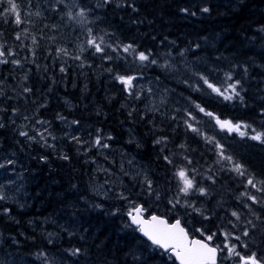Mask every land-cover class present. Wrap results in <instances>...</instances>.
Instances as JSON below:
<instances>
[{
	"label": "trees",
	"instance_id": "1",
	"mask_svg": "<svg viewBox=\"0 0 264 264\" xmlns=\"http://www.w3.org/2000/svg\"><path fill=\"white\" fill-rule=\"evenodd\" d=\"M16 2L21 24L11 15L0 17V50L9 61L0 63V155L28 165V184L24 207L12 199L0 201V255L5 258L0 264H176L130 226L121 201L90 202L91 218L79 231L64 225L70 212L76 213L73 206L81 207L78 200L98 199L92 193V162L81 156L78 140L69 139L66 121L84 133L108 131L119 146H130L154 186L141 198L147 213L180 219L192 237L204 238L197 229L205 236L215 233L212 245L232 242L245 254L264 257V192L246 186L249 177L264 180V137L253 140L215 121L264 133V0ZM81 8L83 22L76 16ZM93 37L112 47L96 53L88 44ZM129 44L136 53H151L156 63L123 52ZM229 73L232 80L226 78ZM117 76L149 81L162 103L146 114L147 99L136 101L139 91L131 88L134 95L129 94ZM201 76L222 91L240 81L243 100H224ZM42 126L52 130L55 151L29 139ZM25 130L28 135H20ZM237 162L245 176L232 170ZM181 169L207 194L193 189L184 195ZM245 192L260 203L242 196ZM75 249H80L77 255Z\"/></svg>",
	"mask_w": 264,
	"mask_h": 264
},
{
	"label": "rangeland",
	"instance_id": "2",
	"mask_svg": "<svg viewBox=\"0 0 264 264\" xmlns=\"http://www.w3.org/2000/svg\"><path fill=\"white\" fill-rule=\"evenodd\" d=\"M0 59L5 58L0 57ZM132 88L139 91V96L134 97L136 101L140 102V99H147L146 108H143L146 114L151 113L152 109L157 108L158 105L162 103V101H160L158 98L157 89L152 84H150L149 81L135 82L133 80ZM135 90L130 89L129 91L134 95ZM232 124L235 125L238 123ZM217 125L220 127L219 124ZM46 129V127H42L37 133H34L35 131L32 130V137H35L33 140H36V142H39V144L42 143V145H45L52 151H55V139L53 137V132L52 130ZM223 129L228 130L227 128ZM26 131L27 130H25V132ZM67 132L69 139L75 137L76 140H78V149L79 152L82 150L84 151V153H80L81 156L84 157L85 161L89 162L90 165L92 162V193L96 194L95 196L98 197V199H95L94 197L93 200H88L86 196L85 199L78 200L81 207L75 206V208L73 206L76 213L75 215H72L70 212V215L68 214V220L64 224L68 227V230L77 228L79 231L81 227L84 228V224H86L91 218L90 211L93 208L90 207L89 203L92 201L100 202L101 199L110 202L115 200L121 201L123 204V213H126V215H128L129 212H134V205L137 207L141 205L144 208L143 202L145 200L143 201L141 198L147 193L149 194L150 192H154L152 191L154 190V186L147 175L148 167L143 164L142 160L136 157V155L130 149V146L127 148L119 146V140L108 131L94 130L93 132L84 133L83 131L78 130L76 126L71 124L69 125V130H67ZM229 132L238 133L239 135H241V132H243L244 135L242 136L247 135L252 137L255 135L250 134L248 132V128L244 127H241L239 130H233ZM38 133H43L44 139H41ZM98 136L101 138V143L107 144L108 147H99L95 145V139ZM108 137H111V139ZM92 150L95 151V155L94 153L90 154V151ZM0 165H3L0 167V195L4 197L3 199H0V201L8 202L12 199L15 203H18L21 208L24 207V202L27 198L25 191L28 184L25 173L28 169V165L19 163L18 160L11 155H0ZM5 176L8 178V182L4 179ZM149 181L151 182V188L148 187ZM80 196H82V194ZM155 214V211L152 212V214L147 213L146 209L144 211L145 218ZM65 219L66 218L63 219V222ZM231 243L225 242L224 246H232ZM224 246L222 247L224 250L221 252L219 264H240V258L238 256L226 258L228 257V251ZM236 250L240 252L241 255H246L237 247ZM2 256L3 255H0V261L1 259H5L2 258ZM20 263L25 264L24 261Z\"/></svg>",
	"mask_w": 264,
	"mask_h": 264
},
{
	"label": "snow or ice",
	"instance_id": "3",
	"mask_svg": "<svg viewBox=\"0 0 264 264\" xmlns=\"http://www.w3.org/2000/svg\"><path fill=\"white\" fill-rule=\"evenodd\" d=\"M106 3L110 2V0H105ZM7 4V7L4 8L3 5ZM183 11H187V9H183ZM203 12H208L209 9L207 7L202 9ZM39 15V13H36ZM194 14V13H193ZM8 15L13 16L14 22L19 25L22 23L21 20V14L19 11V5L16 2V0H0V17H7ZM70 19H75V17L72 16L71 13L68 14ZM79 18H81V22H83V18L86 17V11L81 8L80 11L76 14ZM91 29H88L89 34H91ZM17 39H19V35L17 36ZM33 41L35 42V38H33ZM88 44L95 49L96 53H104L105 47H112L111 45H106L105 47H102V44H104L103 37L100 38V42H97L96 38L93 37L88 40ZM113 51L116 49L113 48ZM60 51H63L62 49ZM123 52L125 53H135L136 59H138L141 62H149L152 64L156 63L155 59L150 60L151 53H145L143 51H140L136 53V50L132 47L131 44L126 45L123 47ZM8 55H13V53L9 52ZM5 52L3 50H0V57H4ZM79 59V57H76ZM108 59H111V56H107ZM9 61L7 59H0V63H8ZM12 63L19 64V60H14ZM61 71L63 72L64 69L61 68ZM228 80H232L231 74H227L226 77ZM116 79L123 85L126 86L127 89L132 88V82L135 79L133 76H117ZM201 79L204 81V84L207 85L208 88L212 90V92L216 93L217 95L223 97L224 100H233L234 98H239L243 100V97L240 95V91L237 90L240 81H235L234 83L228 84L227 87L221 90V88L216 87L213 83H210L208 79L204 76H201ZM242 90V89H241ZM25 92L30 91V89L25 88ZM131 94V92L129 93ZM200 112H204L208 116H213L211 112H206L203 107H200L197 105ZM191 115V113H189ZM25 119H27L25 117ZM194 119V117H193ZM217 124L220 125V127L227 128L229 131L233 130H239L241 127L247 128L248 125L243 124H235L233 125L231 121H221L219 118H216ZM75 123V122H74ZM0 127H3V124H0ZM189 128H192L191 124H188ZM193 131H197V129L192 128ZM20 135L27 136V132H21ZM40 135L41 139H44L43 133H38ZM241 135H244L243 132H241ZM262 137H264V133H256L251 137L253 140H262ZM111 139V137H108ZM29 139H35V137H29ZM75 139V137H74ZM46 142V141H45ZM161 141H157V143H160ZM264 142V140H262ZM95 145L99 147H108L107 144L101 143V138L98 136L95 139ZM222 148V146H220ZM221 155H223V152H221ZM67 158V157H65ZM228 160H231V157H226ZM167 159V157H165ZM3 165H0L2 167ZM236 173H238L240 176H245L246 171L244 169V166L240 163H235L234 167L232 169ZM179 177L183 181V188L180 189V191L184 195H188L190 190L195 189L200 193V195H206L207 192L204 188H197L194 180L195 177L193 176L191 179L188 177V174L185 170L181 169L178 173ZM262 185V187H257V184ZM251 186L252 188H255L257 192H264V180L257 181L252 177H249L247 179V185ZM148 187L151 188V182H148ZM242 196H247L249 200L252 201L253 204L260 203V201L257 200V197L255 195H251L247 192L242 193ZM4 197L0 195V199H3ZM180 201L176 200L173 206L175 207V204H179ZM134 207L135 215H133L132 212H129V216L131 217L132 224L136 225L138 227V230L143 234V236L147 237L149 241L153 245H156L157 247L164 250L165 253H170L171 257H175L176 260L179 261V264H218L217 257L218 253L222 252L224 249L220 248L219 246H213L211 244V241L213 240L215 233H211L205 236L204 232L200 229H197L198 232H200L201 236L204 237L203 239H190L189 238V232L188 230L181 225V221L177 219L175 223H169L166 219L157 216V215H151L150 219H144L142 213L145 211L143 207ZM196 211H200L199 209H196ZM232 216L236 217L237 220L240 219L239 213L232 212ZM251 224V221L248 222ZM254 227V226H253ZM228 234H225L227 238ZM243 235L245 237L249 236L248 230H245L243 232ZM236 240H240V237H235ZM225 248H227L228 251V257L231 258L232 256H238L240 258V264H264V257H257L256 252H251L250 254L241 255L240 252L236 250V246H228L225 245ZM244 248H247V243L243 244ZM80 252V249H75L72 254L77 255Z\"/></svg>",
	"mask_w": 264,
	"mask_h": 264
},
{
	"label": "water",
	"instance_id": "4",
	"mask_svg": "<svg viewBox=\"0 0 264 264\" xmlns=\"http://www.w3.org/2000/svg\"><path fill=\"white\" fill-rule=\"evenodd\" d=\"M139 207H142V206H139ZM133 215H135V212H134V214ZM151 217V216H150ZM150 217L149 218H145L144 216H143V218L144 219H150ZM161 217V216H160ZM128 218H129V221H130V223L132 224V221H131V217L130 216H128ZM163 218V217H162ZM165 219V218H164ZM173 223H175V222H173ZM171 224V223H170ZM135 228H138L136 225H134V224H132ZM181 225H182V223H181ZM183 226V225H182ZM184 227V226H183ZM139 235L141 236V237H143L145 240H147V241H149L148 239H147V237H145V236H143V234L139 231ZM189 238H190V236H189ZM191 239V238H190ZM194 239H197V238H194ZM150 243H151V241H149ZM152 244V243H151ZM153 245V244H152ZM154 246H156V245H154ZM157 247V246H156ZM159 248V247H158ZM161 249V248H160ZM163 252H164V250L163 249H161ZM218 256H219V253H218ZM174 260H175V262H176V264H179V261L178 260H176L175 259V257H172ZM217 261H218V257H217Z\"/></svg>",
	"mask_w": 264,
	"mask_h": 264
}]
</instances>
